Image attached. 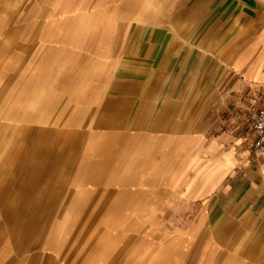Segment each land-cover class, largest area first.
Returning a JSON list of instances; mask_svg holds the SVG:
<instances>
[{"label":"rangeland","instance_id":"rangeland-1","mask_svg":"<svg viewBox=\"0 0 264 264\" xmlns=\"http://www.w3.org/2000/svg\"><path fill=\"white\" fill-rule=\"evenodd\" d=\"M29 9L24 29H48L44 7ZM90 17L58 21L57 32L72 38L52 39L51 50L44 49L50 39L0 38V69L10 65L25 78L40 61L74 66L91 99L94 85L117 76L159 78L158 51L167 45L168 111L139 118L128 107L116 119L110 116L116 103L90 100L84 115L79 102L44 93L17 100L16 90L2 94L0 86V264H176L192 252L189 240L205 202L192 199L195 172L204 166L197 145L211 134L202 130L210 118L196 117L195 105L183 99L205 47L177 38L175 28L162 39L144 37L146 27L160 29L161 22L110 23L115 35L135 30L136 37L96 38L108 23ZM18 29L22 23L13 22ZM11 40L12 52H2ZM19 40L30 46L40 40L42 48L20 51ZM69 47L79 53L68 54ZM262 99L264 93L254 95L248 107Z\"/></svg>","mask_w":264,"mask_h":264},{"label":"crops","instance_id":"crops-1","mask_svg":"<svg viewBox=\"0 0 264 264\" xmlns=\"http://www.w3.org/2000/svg\"><path fill=\"white\" fill-rule=\"evenodd\" d=\"M32 6L44 7L48 29L32 33L24 29L26 11ZM74 9H78V17L72 16ZM89 16L91 21L108 23L107 28L97 29L93 35L96 38L136 37L135 30L115 35V30L108 28L110 23L161 22L160 29L146 27L144 37L162 39L175 28L177 38H193V43L205 47L199 51L198 78L186 82L191 90L183 99L192 108L195 105L196 117L210 118L202 130L211 135L197 145L204 166L195 172L199 184L192 196L195 202L205 201L204 210L189 240L192 252L186 259H177L176 264H264V155L253 153L252 131L247 122L249 112L262 103L248 107L253 96L264 93V0H0V38L50 39L44 49L51 50L52 39L72 38V33L57 32L58 21H89ZM13 22L22 23V29L14 32ZM84 36L88 37L89 31ZM14 42L4 44L6 50L4 47L2 52L11 53ZM20 42V51L42 48L40 40L34 41L32 49ZM147 47L146 52L152 54V43ZM66 50L68 54L79 53L70 47ZM96 50L105 49L97 46ZM158 52L162 59L159 78L153 80L152 73L142 80L117 76L94 85L95 98L90 99L88 83L75 78L79 70L74 66L56 67L50 60L37 63L25 78L10 65L0 69L1 93L16 90L17 100H24L30 93L49 94L54 101L81 103L84 115L88 111L85 104L96 100L116 103L113 114H109L116 119L128 107L130 111L136 110L139 118H149L158 109L163 117L168 111L165 59L170 51L166 45ZM190 108L186 111H193ZM246 108L250 110L245 112ZM227 116L229 122H223L221 119ZM27 165L32 164L29 161ZM161 264H168V260Z\"/></svg>","mask_w":264,"mask_h":264},{"label":"built area","instance_id":"built-area-1","mask_svg":"<svg viewBox=\"0 0 264 264\" xmlns=\"http://www.w3.org/2000/svg\"><path fill=\"white\" fill-rule=\"evenodd\" d=\"M247 122L252 131L250 147L257 156L264 155V100L257 110L250 111Z\"/></svg>","mask_w":264,"mask_h":264}]
</instances>
